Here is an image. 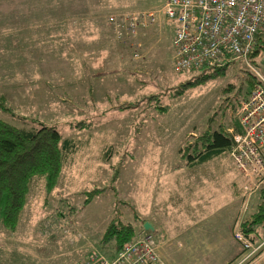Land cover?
Listing matches in <instances>:
<instances>
[{"label": "rangeland", "instance_id": "rangeland-1", "mask_svg": "<svg viewBox=\"0 0 264 264\" xmlns=\"http://www.w3.org/2000/svg\"><path fill=\"white\" fill-rule=\"evenodd\" d=\"M164 1L11 0L36 16L44 12L43 25L33 24L26 37L11 31L26 43L13 47L12 57L0 48V119L25 129L53 126L70 146L62 147L55 186L48 189L44 176H33L15 229L0 226V264H80L93 252L112 260L121 247L103 241L111 219L135 229L124 243L135 239L144 232L142 222L155 224L163 169L188 166L181 152L205 130L235 129L252 72L235 59L219 76L187 85L196 73L173 68L174 24L162 13ZM143 11L155 12L152 24L117 41L109 16ZM199 168L219 169V181L207 189L218 216L199 225L214 218L234 239L261 202L264 181L245 183L229 151ZM166 190L167 199H180L176 186Z\"/></svg>", "mask_w": 264, "mask_h": 264}, {"label": "built area", "instance_id": "built-area-1", "mask_svg": "<svg viewBox=\"0 0 264 264\" xmlns=\"http://www.w3.org/2000/svg\"><path fill=\"white\" fill-rule=\"evenodd\" d=\"M162 13L174 24L175 71L217 68L241 59L256 77L240 102L239 129L231 132L229 153L245 183L264 181V51L250 56L256 34L264 30V0H165ZM154 19V11L108 18L118 40L134 37ZM143 231L124 243L112 260L93 252L80 264H159L152 233ZM233 237L241 252L232 264H264V236L251 239L236 229Z\"/></svg>", "mask_w": 264, "mask_h": 264}, {"label": "trees", "instance_id": "trees-1", "mask_svg": "<svg viewBox=\"0 0 264 264\" xmlns=\"http://www.w3.org/2000/svg\"><path fill=\"white\" fill-rule=\"evenodd\" d=\"M261 51H264V30L256 34L255 49L250 56L255 57ZM228 65L229 63L217 68H200L195 71L194 80L187 85L200 84L215 78ZM246 82L247 88L243 95H247L256 82V77L250 73ZM232 87L230 84L225 89L227 91ZM176 93H181V89ZM240 102L233 119L235 130L239 129L237 110ZM231 143V134L224 127L212 131L207 129L183 149L180 157L186 165L194 166L229 151ZM62 147L68 149L69 140H62L59 131L53 126L40 125L35 129H25L0 119V226L15 229L33 176H44L48 189L55 186L63 162ZM95 191H89L88 197ZM260 197L261 202L257 209L243 219L238 227L251 239L264 236V188L260 190ZM141 228L144 230L143 222ZM134 235L133 226L116 218L108 223L103 241L113 240L119 249ZM237 256L227 264H232Z\"/></svg>", "mask_w": 264, "mask_h": 264}, {"label": "crops", "instance_id": "crops-1", "mask_svg": "<svg viewBox=\"0 0 264 264\" xmlns=\"http://www.w3.org/2000/svg\"><path fill=\"white\" fill-rule=\"evenodd\" d=\"M43 13L36 16L29 7L11 4V0L0 6V32H3V37L0 34V48H5L3 53L6 57H12L13 47L26 44L22 38L13 39L11 31H23L26 37V31L32 29L33 24L36 29L43 25ZM75 22L73 20L71 26L75 27ZM20 53L21 56H26L24 50L21 49ZM198 165L163 169L160 173L159 185L164 197L157 199L155 224L151 223L154 225L151 232L156 240L159 260L163 264H227L239 255L238 243L229 233L220 232L218 220L213 218L212 221L199 225L200 220L205 217L218 216V213L215 214V207H211L214 199L208 197L207 189L209 185L214 189L215 182L219 181V169L217 168L216 173H208ZM172 185L178 189L180 199L172 201L166 198L169 195L166 189ZM234 220L235 218L233 222ZM229 242L234 243L232 250L228 249Z\"/></svg>", "mask_w": 264, "mask_h": 264}, {"label": "water", "instance_id": "water-1", "mask_svg": "<svg viewBox=\"0 0 264 264\" xmlns=\"http://www.w3.org/2000/svg\"><path fill=\"white\" fill-rule=\"evenodd\" d=\"M143 228H144V230H150V231L153 230L152 225L149 224L148 222H144V223H143Z\"/></svg>", "mask_w": 264, "mask_h": 264}]
</instances>
